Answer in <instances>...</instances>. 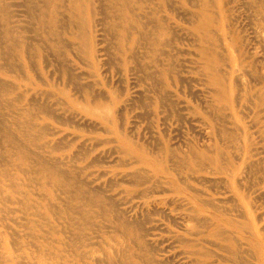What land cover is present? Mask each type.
<instances>
[{
	"label": "bare ground",
	"instance_id": "6f19581e",
	"mask_svg": "<svg viewBox=\"0 0 264 264\" xmlns=\"http://www.w3.org/2000/svg\"><path fill=\"white\" fill-rule=\"evenodd\" d=\"M101 32L115 49L105 46L104 63ZM90 64L88 77L107 65L126 84L136 79L142 91L119 84L116 100L165 129L175 124L180 140L166 129L140 143L126 121L115 125L123 108L113 99L108 117L98 105L106 94L81 83ZM81 110L100 121L92 138ZM112 143L120 171L109 180L99 151ZM65 212L69 231L57 226ZM2 216L50 227L37 240L59 247L37 244L38 253L61 261L70 242L74 264L100 258V243L91 247L99 229L102 243L111 238L114 253L101 250L111 264H264V0H0ZM96 217L131 242L117 249ZM1 242L0 264H21L15 243Z\"/></svg>",
	"mask_w": 264,
	"mask_h": 264
},
{
	"label": "rangeland",
	"instance_id": "374dc122",
	"mask_svg": "<svg viewBox=\"0 0 264 264\" xmlns=\"http://www.w3.org/2000/svg\"><path fill=\"white\" fill-rule=\"evenodd\" d=\"M101 16H99V18H100ZM102 34V35H101ZM101 36H98V40H101V41H103V40H105V42L103 41L102 43H100V41H99V43H100V45H99V47L100 48H104V49H109V47L110 46H112V43H111V45L109 44V42H108V44L107 45H109V47L108 46H106V43H107V39L108 38H110V36L108 35V34H106L105 35V37H107V38H102L103 37V35L105 34L104 32H101ZM103 39V40H102ZM107 48H106V47ZM108 49L106 50V52H103L102 54H103V56L100 58L101 59V61L104 63V61L106 62V61H108L106 58H107V55L106 54H104V53H108ZM111 52H109V53H112L113 51H115V49L113 48V46L111 47V49H109ZM110 55H112V54H110ZM110 55L108 56V59H109V57H110ZM91 60H93L92 58H90ZM104 59H106V60H104ZM114 61V60H113ZM119 61V60H118ZM119 64H120V61H119ZM91 65V64H90ZM92 66V65H91ZM90 67V66H89ZM89 67H86L85 65H82V68L81 69H79V73L81 72V74H80V80H81V83H82V85L84 86L85 85V91H88V89H90L91 90V88H93L92 89V91L95 93V91H94V89L96 90V88H98V93H95L96 94V96H97V94H103L104 96H105V94H106V100H100L99 102H98V105H100V107H104V106H107L108 105V112H107V114L106 115H108V117H110L111 115H113L112 114V110H110L111 108H110V104H112V101H113V99H114V101L117 103L116 104V106H115V109L117 110V112H118V110L122 107L123 108V110H121V112L119 111V113L120 114H118L116 117H113V119L115 120V125H120V123H123V122H125L126 124H125V127L128 129V131L130 130H132V132H130V134L131 135H134L135 137H136V139L135 140H137V139H142L141 141L139 140V142L140 143H143V141L144 142H149V138H150V136H151V133H153L154 132V134H155V136H157L156 138L158 139V136H159V133L160 134H162L163 132H164V130H165V132L168 134V135H170V136H172L173 138H175V139H177L178 140V138H179V140H180V136L182 135L181 133H182V131H181V135L179 134V132H180V130H179V132H177V130H176V127H175V124H172L173 125V128L171 129L170 128V130H172V131H170L169 129H165V126H163V125H159V124H157L156 122H152L150 119H149V117H143V114H141L140 113V109L137 111L138 112V114H137V112H133L132 114H129V112H128V110L127 109H124V107L125 108H127L126 106L127 105H124V103H119V101H118V99L116 100V95H121V93L118 91V89L121 91L122 90V88L121 87H123V85H124V87L125 86H127V88L129 87L130 88V91H131V93H133V94H135V95H137V93H138V91L139 90H141L142 91V88L141 87H137V85L135 86L134 85V83H138V82H136V79H131V80H129V82H127V84L125 83V76H123L121 73V75L117 72V70H116V68H114V70H110L109 69V67L106 65V66H103V68L102 69H99L98 71H95L97 74L94 76V75H90V77H88L89 76V70H91V69H93V66L91 67V68H89ZM105 68H108V70L110 71V73H109V71L106 69L105 71H107V72H105L104 71V69ZM85 70H87V72H88V74L86 73V71ZM116 70V71H115ZM82 71H83V74H82ZM102 71H104V73L102 72ZM91 72H92V70H91ZM103 73V74H102ZM115 73H116V75H115ZM84 74H87V75H84ZM110 75V76H109ZM87 76V77H86ZM84 77V78H83ZM118 77V78H117ZM82 78V79H81ZM109 80H108V79ZM121 78H123L122 79V82H120L121 81ZM119 79H120V81H119ZM99 80V81H98ZM123 80H124V82H123ZM86 81H88V83H86ZM98 81V82H97ZM110 82V84H111V87H107V85H106V83L105 82ZM118 81V82H117ZM100 82V83H99ZM130 82H134L133 84H131ZM90 83V84H89ZM97 83V84H96ZM113 83H115L114 85H113ZM119 84H121V85H119ZM92 85H94V86H92ZM118 85H119V87H118ZM129 85V86H128ZM121 86V87H120ZM134 86V87H133ZM89 87H91V88H89ZM123 87V90L121 91L122 93H124L126 90H125V88ZM133 87V88H132ZM114 89H115V91H116V94H114V93H112V91L114 92ZM99 91H101V92H99ZM103 91V92H102ZM124 91V92H123ZM137 91V92H136ZM140 92V91H139ZM88 95L87 93H85L84 91H82L81 92V94H80V97L82 96L83 98H84V95ZM94 94V95H95ZM101 94V95H102ZM114 94V95H113ZM139 95V94H138ZM89 96V95H88ZM107 96H108V100H107ZM81 97V99H83ZM110 100V101H109ZM85 101L84 102H82L81 103V101H80V105L83 107V106H85ZM124 107H123V106ZM89 106L90 107H92V105H90L89 104ZM122 111H123V114H122ZM81 112H83L82 110H81ZM125 112V113H124ZM84 113V115H80L79 117L77 116V118L79 119H81V118H83V119H79L78 121H79V123H82V124H80V125H82V126H84L83 124L85 123V124H87V123H90V124H87V125H85V127L87 128V129H89V130H87V132H84L83 134H84V136H85V138H87L88 137V139H89V137L90 138H92L94 135H95V133L93 134V132L92 131H94L93 129L95 128L96 130L97 129H99L100 127H101V125H100V121H99V119L98 118H95V120L93 121L89 116H87V117H84L85 116V112H83ZM135 113V114H134ZM135 116H134V115ZM136 114L138 115V116H136ZM139 114H140V116H139ZM124 118H123V117ZM134 118H133V117ZM146 116V115H145ZM119 117H121V118H123L122 120H121V118H119ZM138 117V118H137ZM140 117V118H139ZM86 118H88V119H86ZM86 119V120H85ZM144 119V120H143ZM149 119V120H148ZM124 120V121H123ZM133 120H135V121H133ZM143 120V121H142ZM145 120H146V122L147 123H145ZM139 122V124H138V122ZM148 121H150V122H148ZM84 122V123H83ZM97 122V123H96ZM135 122V123H134ZM119 123V124H118ZM132 123H134V124H132ZM156 123V124H155ZM132 124V125H131ZM136 124V125H135ZM145 124H147V125H145ZM149 124V125H148ZM151 125H154V126H151ZM161 126V127H159V126ZM91 126V127H90ZM93 126V127H92ZM110 126H112L111 124H109V127ZM133 126V127H132ZM157 126V127H156ZM114 128H115V126H113ZM135 127H137V128H135ZM152 128V129H150V128ZM163 127H164V129H163ZM93 128V129H92ZM131 128H134V129H131ZM162 128V129H161ZM174 128H175V130H174ZM91 129H92V131H91ZM150 129V130H149ZM184 130V129H183ZM88 131H90V132H88ZM137 131H138V133L139 134H141V135H137L136 133H137ZM92 132V133H91ZM142 132V133H141ZM156 132V133H155ZM159 132V133H158ZM164 132V133H165ZM171 132V133H170ZM97 134V133H96ZM175 134V135H174ZM147 135H149V136H147ZM176 135H177V137H176ZM142 136V137H141ZM144 136V137H143ZM134 137V138H135ZM139 137V138H138ZM141 137V138H140ZM149 137V138H148ZM147 138H148V141H146L147 140ZM177 140H174V141H177ZM138 141V140H137ZM89 145V144H88ZM110 145H116V143H112V144H109L108 145V147H109V149H108V147H107V152L105 151H103V152H100L99 151V156H100V160H104V163H106V164H104L105 166H106V168H108V174L109 173H111V174H109L108 175V178H109V176L111 175L112 176V174H113V171L115 170V171H120V168H118V167H116L115 165H114V161L116 160V157L114 158V156H116V154L115 155H113V157H112V155H110V153H109V150H111L110 149ZM115 147V146H114ZM115 150V149H114ZM101 153V154H100ZM95 156V155H94ZM117 156H118V154H117ZM96 157V156H95ZM114 159V160H113ZM107 160V161H106ZM106 161V162H105ZM108 162V163H107ZM111 162V163H110ZM112 162H113V165H112ZM112 165V166H111ZM113 167H114V169H113ZM113 169L112 171H111V169ZM104 169V168H103ZM116 169H118V170H116ZM114 171V172H115ZM110 176V177H111ZM109 180H110V178H109ZM108 183H109V181H108ZM110 189V187H109V184H108V190ZM109 194H111L110 192H109ZM64 201V203H65V201H66V198H65V200H63ZM17 214H19V213H17ZM20 215V214H19ZM67 216H70L69 214H67L66 212H65V217H63L62 219H61V223H59L57 226L59 227V228H63V229H65V230H71V229H73V227L69 224V218L70 217H68L67 218ZM32 218H34V216H32ZM25 220V219H24ZM65 220H67V222L65 221ZM98 220H99V222H98ZM25 221H27V220H25ZM65 221V222H64ZM95 222L97 223V225L99 224L100 226H101V224H102V222H103V225H106L105 227H107V229H108V236H114V238H115V240L114 241H116V244H115V242L113 243V241H112V245H115L116 247H117V249H121V247H123V243L124 244H128L129 242H131L129 239H125L124 240V235H125V231H124V228L122 229V228H118V230H116V229H114V227H112V225H113V223L108 219H106L105 220V218H101V217H96L95 218ZM68 223V224H67ZM23 224H24V221H23ZM67 224V225H66ZM98 225V226H99ZM26 226L27 227H29V226H31V227H29V228H26ZM26 226H20L19 224H13L12 222H9V219H8V217L7 216H2V217H0V237H1V240H2V242L1 243H3L4 245L6 244V246H9L10 248H13V245H12V242H14L15 243V245H14V247H15V249H14V251H13V253H14V255H15V257L16 256H18L19 257V259H20V257L22 258L21 259V262L23 263V264H58V262H63V263H59V264H74V261H70V260H73V258H72V256H70V255H68L69 254V251H70V242H65L67 245H69V248H67V245H63V244H61V245H63L62 247V249H65V250H63V251H65V252H63L62 251V255H63V253H64V255L63 256H61V261H59V258H54L53 257V259H54V261H55V263H54V261H53V259L52 258H50L49 256H46L45 255V257H44V253H43V255L42 254H40V253H38L39 252V250L37 249V248H39V246H40V249H43V248H45V246H46V249L45 250H47V249H49V247H48V244L49 243H47L49 240H51V239H47L46 241L44 240L45 238H43V237H41V238H38V240H37V237H38V235H35V234H42L44 231H46V230H48V229H50V227H48V229H45L44 231L43 230H41V231H39V232H36V231H34L33 229V223H28V225H26ZM61 226V227H60ZM65 226V227H64ZM104 227V226H103ZM23 228H25V229H23ZM30 228H31V230H30ZM97 228V226H95V229ZM100 228V227H99ZM27 229V230H26ZM122 230H123V234L124 235H122L121 233H122ZM28 231V232H27ZM32 231L34 232L33 234V236L31 235V233H32ZM115 231H118V232H120L119 234H118V232H115ZM25 232V233H24ZM31 232V233H30ZM47 232H49V230L47 231ZM27 233V234H26ZM29 233V234H28ZM116 233V234H118V235H114V234ZM44 234V233H43ZM88 234H92V231L90 230L89 232H88ZM111 234V235H110ZM48 235V234H47ZM46 235V236H47ZM50 235H52V234H50ZM97 234H95L94 236H96ZM98 235H99V237H97L96 238V242H93L94 243V245H92L91 247L94 249V247L96 248V249H94L95 251L96 250H100V248H101V250L102 251H104L105 253H103V255L105 256H108V252H109V255H110V253L111 252H113L114 253V249H112L111 248V238H110V240L108 239V242L110 241V243H108V242H103L104 243V245H103V243H102V236L103 235H105L104 233H102L101 232V230L99 229V233H98ZM93 236V235H92ZM120 236V237H119ZM121 238L122 240H120L119 241V238ZM3 238V239H2ZM109 238V237H108ZM20 239V240H19ZM33 239V240H32ZM117 239V240H116ZM18 240V241H17ZM30 240V241H29ZM42 240V241H41ZM44 240V241H43ZM68 240V239H67ZM17 242H23V244L24 243H26L27 244V247L26 248H23V249H20L21 248V245H20V248H18L17 249ZM32 242H34L35 244H31ZM36 242H38V243H36ZM40 242H41V244H43V245H40ZM43 242H45V243H43ZM50 242V241H49ZM47 243V244H46ZM51 244H53V245H51V244H49V246L51 245V248L49 249V250H53V249H55V247L57 248V247H59V246H57V243H53V242H50ZM97 243H100V245H101V247H100V245L98 244L97 245ZM108 243V244H107ZM119 243H121V244H119ZM37 244H39V246H37ZM59 245V244H58ZM109 245V246H108ZM35 246H37V247H35ZM106 246V247H105ZM118 246H120V247H118ZM52 247H54V248H52ZM21 251H20V250ZM38 250L37 252H36V250ZM67 249V250H66ZM80 249H82V250H84V249H86V248H84V246H82ZM80 249H77L78 251H81ZM18 250V251H17ZM23 250V251H22ZM101 250L98 252V251H96L97 253V256H102V253H101ZM113 250V251H112ZM53 251H55V250H53ZM106 251H108V252H106ZM22 252V253H21ZM46 252V251H45ZM19 253V254H18ZM24 253V254H23ZM99 253V254H98ZM18 254V255H17ZM29 254H30V256H29ZM20 255H22V256H20ZM36 255V256H35ZM26 257V259H25V257ZM100 256V258H98V257H95L96 259L98 258V260L96 261V259L94 260V259H92L91 260V258L90 259H87V261L90 263V264H111V263H109L108 262V258H104V256H102L101 257ZM105 256V257H106ZM62 257H64V258H62ZM45 258H47V259H45ZM66 258V259H65ZM78 258V257H77ZM102 258H103V260H102ZM118 258V257H117ZM122 257H119V259H121ZM65 259V260H64ZM99 259H101L102 261H100ZM104 259H105V261H104ZM22 260H24V261H22ZM32 260V261H31ZM57 260H58V262H57ZM106 261L108 262V263H106ZM103 262V263H102ZM105 262V263H104ZM21 263V264H22ZM83 262H81L80 260H77V264H82Z\"/></svg>",
	"mask_w": 264,
	"mask_h": 264
}]
</instances>
